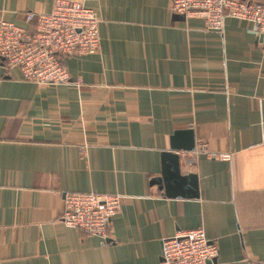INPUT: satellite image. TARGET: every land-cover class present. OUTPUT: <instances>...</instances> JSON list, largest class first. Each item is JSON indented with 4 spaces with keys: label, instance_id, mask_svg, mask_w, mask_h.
Wrapping results in <instances>:
<instances>
[{
    "label": "crops",
    "instance_id": "obj_1",
    "mask_svg": "<svg viewBox=\"0 0 264 264\" xmlns=\"http://www.w3.org/2000/svg\"><path fill=\"white\" fill-rule=\"evenodd\" d=\"M52 1L0 0V18L25 25ZM86 5L99 50L64 59L67 83L0 66V264H159L162 239L198 226L215 264H264V37L235 18L208 29L169 0ZM183 129L197 197L151 184ZM90 191L122 195L106 239L60 220L65 192Z\"/></svg>",
    "mask_w": 264,
    "mask_h": 264
},
{
    "label": "built area",
    "instance_id": "obj_2",
    "mask_svg": "<svg viewBox=\"0 0 264 264\" xmlns=\"http://www.w3.org/2000/svg\"><path fill=\"white\" fill-rule=\"evenodd\" d=\"M88 0H53L47 12L28 11L25 25L0 18V66L18 69L24 81L63 84L70 80L66 57L99 50L101 18ZM172 14L196 16L221 32L227 18L244 20L264 37V2L255 0H169ZM209 157L220 153L206 151ZM119 193L65 192L60 220L75 229L107 238L119 211ZM218 247L203 226L179 231L161 241L159 264H215Z\"/></svg>",
    "mask_w": 264,
    "mask_h": 264
},
{
    "label": "water",
    "instance_id": "obj_3",
    "mask_svg": "<svg viewBox=\"0 0 264 264\" xmlns=\"http://www.w3.org/2000/svg\"><path fill=\"white\" fill-rule=\"evenodd\" d=\"M180 17H183V15H180ZM194 149L195 140L191 129L175 131L171 136L169 149L162 151L161 154L163 164L161 175L153 177L151 184L164 187L166 194L169 196L177 192L178 189L175 187L180 185L181 187H178L179 193L181 192L186 197H197L196 176L192 173L181 175L180 155L178 154L179 151L192 152ZM188 162L186 160V163Z\"/></svg>",
    "mask_w": 264,
    "mask_h": 264
}]
</instances>
